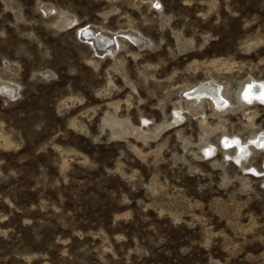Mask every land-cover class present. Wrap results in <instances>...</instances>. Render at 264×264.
I'll use <instances>...</instances> for the list:
<instances>
[{
	"label": "rangeland",
	"instance_id": "obj_1",
	"mask_svg": "<svg viewBox=\"0 0 264 264\" xmlns=\"http://www.w3.org/2000/svg\"><path fill=\"white\" fill-rule=\"evenodd\" d=\"M0 80V264H264V0H0Z\"/></svg>",
	"mask_w": 264,
	"mask_h": 264
},
{
	"label": "bare ground",
	"instance_id": "obj_2",
	"mask_svg": "<svg viewBox=\"0 0 264 264\" xmlns=\"http://www.w3.org/2000/svg\"><path fill=\"white\" fill-rule=\"evenodd\" d=\"M152 3V1H151ZM154 4V3H153ZM152 5V4H151ZM48 8V7H47ZM45 10V9H44ZM50 11V10H49ZM48 11V12H49ZM52 11V10H51ZM68 14V13H67ZM62 15V14H61ZM69 15V14H68ZM74 17V16H73ZM59 19V18H58ZM72 17L70 15L69 16H63L59 23H57L58 27L62 26H66L69 23L72 22ZM57 22V21H56ZM74 24V23H73ZM71 25V24H70ZM56 26V25H55ZM97 27V26H96ZM107 31V30H106ZM122 31V30H121ZM124 31V32H123ZM122 32H119L118 34L121 36H127L129 39L133 40L136 44L141 45L144 40V38H142V35H140L138 32H128L130 31L128 29V31L126 32L125 30H123ZM112 33V32H111ZM79 35H81L83 37V39L87 40L88 43L91 45V47L93 48V50L98 53L99 55L104 54V53H112L114 51L115 46L111 47V43L113 41V37L115 36L114 34H108L107 32L102 31V29L100 28H93L92 26H85L82 27L81 29H79ZM93 37V38H92ZM116 37V36H115ZM114 37V38H115ZM115 41V39H114ZM119 41V40H118ZM118 41L116 43H118ZM118 45V44H117ZM120 45V43H119ZM141 47V46H140ZM117 48V47H116ZM120 48V47H119ZM115 52V51H114ZM106 53V54H107ZM253 79V78H252ZM250 80V79H249ZM11 84H7V83H3V81L1 82L0 80V92L4 93V95H9L10 97H14L13 95L15 94V87L16 85H14V83L12 84V82H9ZM244 86H246V88H250L251 90L249 91V94L244 93L243 96L244 98H246L247 100H249L248 103H250L251 101H258L260 103H264V82H260V81H256V80H251L250 82H247L244 84ZM243 86V87H244ZM194 88V87H193ZM247 88V89H248ZM190 89V88H189ZM245 89V88H244ZM243 89V91H244ZM191 92L189 91L186 96H188L189 98L191 97V99L194 98L195 100H199L201 97H209L215 104H218L216 106L221 108L223 106L226 105L227 101L224 99V96L221 94V90H220V85L216 84L212 81L210 82H202L199 83V86L195 87L194 89L191 88ZM242 91V90H241ZM242 91V93H243ZM186 93V92H185ZM1 94V93H0ZM3 95V94H2ZM192 101V100H191ZM196 101V102H197ZM221 104H224L223 106ZM229 104V103H228ZM214 106V104H213ZM215 107V106H214ZM224 109V108H223ZM262 132V131H261ZM264 134V133H263ZM260 135V134H259ZM258 134L251 138L250 140H248L247 142H241L240 140H238V138L235 136H230V137H225L224 136V143L228 144V146L230 144H233L234 146L232 147L233 150H235V155H234V161H240L242 159H248V153L252 150H250L249 145L252 144L253 146H261L262 145V140L264 138V136H259ZM222 139V137H221ZM230 143V144H229ZM264 144V142H263ZM209 145V144H208ZM207 146V145H206ZM210 146V145H209ZM208 146V147H209ZM206 148V147H205ZM262 148V147H261ZM207 149V148H206ZM208 150V149H207ZM251 155V154H250ZM241 163V162H239ZM253 169V168H252ZM264 170V168H263ZM255 172V170H254Z\"/></svg>",
	"mask_w": 264,
	"mask_h": 264
},
{
	"label": "snow or ice",
	"instance_id": "obj_3",
	"mask_svg": "<svg viewBox=\"0 0 264 264\" xmlns=\"http://www.w3.org/2000/svg\"><path fill=\"white\" fill-rule=\"evenodd\" d=\"M154 7L159 8L160 7L159 3L154 4Z\"/></svg>",
	"mask_w": 264,
	"mask_h": 264
},
{
	"label": "water",
	"instance_id": "obj_4",
	"mask_svg": "<svg viewBox=\"0 0 264 264\" xmlns=\"http://www.w3.org/2000/svg\"><path fill=\"white\" fill-rule=\"evenodd\" d=\"M93 38V37H92Z\"/></svg>",
	"mask_w": 264,
	"mask_h": 264
}]
</instances>
